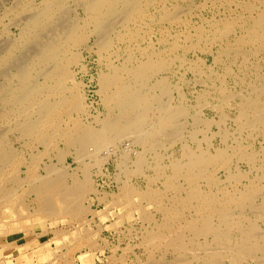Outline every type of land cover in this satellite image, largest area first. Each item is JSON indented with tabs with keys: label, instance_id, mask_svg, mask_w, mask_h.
Returning <instances> with one entry per match:
<instances>
[{
	"label": "bare ground",
	"instance_id": "6f19581e",
	"mask_svg": "<svg viewBox=\"0 0 264 264\" xmlns=\"http://www.w3.org/2000/svg\"><path fill=\"white\" fill-rule=\"evenodd\" d=\"M0 1L3 254L23 255V264H96L101 236L90 223L116 221L117 229L133 219L149 224L142 240L147 258L138 264H264V145L260 151L251 146L264 140V0H223L236 10L200 25L190 16L217 0ZM215 47L209 69L179 53ZM85 51L107 66L99 78L106 113L93 123L80 118L87 98L73 71L85 69ZM178 63L206 84L196 106L186 83L170 76ZM207 108L236 113L227 136L235 147L197 144L215 123ZM180 143L184 155L168 167L169 152ZM111 160L122 182L113 200L93 172L104 175ZM224 169L225 180L216 177ZM141 176L153 184L162 179L163 187L149 183L143 190L133 182ZM97 200L105 210H94ZM115 207L123 213L116 215ZM62 222L81 226L73 234L55 231L59 247L51 249L49 230ZM118 260L123 257L114 253L111 261Z\"/></svg>",
	"mask_w": 264,
	"mask_h": 264
},
{
	"label": "rangeland",
	"instance_id": "374dc122",
	"mask_svg": "<svg viewBox=\"0 0 264 264\" xmlns=\"http://www.w3.org/2000/svg\"><path fill=\"white\" fill-rule=\"evenodd\" d=\"M42 1V0H39ZM213 2H216L213 4ZM12 1L8 3L7 6H10ZM236 4H233L231 6H224L223 0H217V1H210V3L201 9H198L190 16L193 24L200 25L201 23L212 20L213 17H215L219 12L221 14L229 13L232 9L233 11L236 10ZM5 11V5L2 4L0 1V19L2 18V15ZM6 23H10L9 20H6ZM4 24V23H3ZM3 24H1L0 32L3 29ZM12 32L14 35L19 34V29L16 26H11ZM175 29L178 31L184 30L183 26H175ZM149 38V37H148ZM151 38L154 39V41H157L158 35L152 36ZM150 44L149 41H146L143 44V47H146ZM182 54V56L187 57L188 61L191 63L195 62H202L204 66L209 69L214 67L215 63V53H218V47H215V49L212 50H202V49H192L190 51L180 50L179 52ZM116 62V60L114 61ZM83 63L85 65V69L82 67H74L73 71L76 74L77 81L80 84V87L82 91L85 93L87 98V110L85 114H80L81 120H83L86 123H93L95 119L99 116H104L106 113V109L102 103V98L99 93L100 91V75L102 72L107 70V66L105 63L101 61L97 53L90 54L88 51H85V57L83 59ZM222 66L217 67L220 71H222ZM170 76L174 80L175 83H181V81H184L186 94L189 100V103L192 106H196L198 97L206 90V84H204L200 79H198V75L186 68H182L181 65L178 63L173 71L170 73ZM231 81V80H230ZM232 86H234L232 84ZM204 112H206V116L210 119L214 120V125L210 128V132L206 134V126L204 123L201 125V130L203 133L200 134L199 140L197 144H201L202 149L207 150L211 149V144L214 145L215 148H223V149H231L236 146V139L231 137H227L228 133H234L235 130V118L236 113L234 111H228V116L224 115V112H217L211 108H207ZM223 118V119H222ZM209 135V137H214L212 139V142H209V140H206V137ZM226 137V138H225ZM264 145V140L260 139L255 141L254 144H252V149L260 151L261 148ZM213 150V149H212ZM214 151V150H213ZM184 155V149H183V143L178 144L173 150L169 152V155L165 161L166 165L168 167L171 164V160L173 158L175 159H182ZM169 157H172L169 159ZM54 159V160H53ZM53 162L58 163L56 158H53ZM51 161V160H47ZM68 165L70 164L75 169L78 165L76 164V161L74 158L68 157ZM237 165H240V167L244 170H248L250 168L249 164L241 162L238 164L237 161H233V166L237 167ZM167 170L170 173L171 168ZM95 173V180L98 188L104 193L108 194L110 197L109 199L113 200L115 196L120 194L121 189V180L120 177V170H118V167L115 163V160H111L107 167L105 168V174L101 176H97V170L93 171ZM156 176V170H150L149 171V177H155ZM216 177L221 178L222 180H225L226 178V170L220 171ZM133 182L140 187L141 189L145 190L147 189L149 183L153 185L155 188L163 187L164 180H157L155 184L151 182V180L147 179V177L141 176L134 178ZM94 210H105V206L102 204H99V201L97 200V203L94 204ZM116 212V215H119L120 213H123V210L121 207H115L114 211ZM97 222L100 221V219L96 220ZM116 222V221H115ZM110 220L103 221L102 225L101 223L91 222V228L100 231V239L98 245L102 247V250H97V260L96 264H138L139 259L146 260L147 254L145 251V248L142 247V240H143V234L146 229V227H149L148 223H144L140 220H133L128 219L125 223L121 224L117 229L113 228V223ZM81 224H70L66 222H62L60 225L57 224L55 227V231L60 230L62 232H69V233H75L78 227H80ZM102 226V229H99V227ZM132 233V235H131ZM131 236H130V235ZM57 236V234H55ZM52 237V236H49ZM59 237V236H57ZM46 240L52 242L50 243L51 249H57L59 245L56 241H53V238H46ZM107 242V243H106ZM41 244L44 245V241H41ZM11 246V245H9ZM58 246V247H57ZM32 247H35L37 250L42 251V248H38L36 244L32 245ZM128 247H131V250L128 252H125L124 250ZM2 249H0V264H23L22 256H18L17 253H11V254H3ZM36 251V250H35ZM37 252V251H36ZM86 253V252H84ZM116 254V256L121 259L123 257L122 261H116L112 262L111 258L113 254ZM77 257L81 256L80 253L76 254ZM32 262H35L36 264H43V262H38V259L32 260ZM46 263V262H44ZM66 264H70V261H67ZM77 264H85L81 260L77 261Z\"/></svg>",
	"mask_w": 264,
	"mask_h": 264
},
{
	"label": "crops",
	"instance_id": "0c3cea01",
	"mask_svg": "<svg viewBox=\"0 0 264 264\" xmlns=\"http://www.w3.org/2000/svg\"><path fill=\"white\" fill-rule=\"evenodd\" d=\"M35 225H36V224H35ZM40 226L42 227V225H40ZM47 227H49V226H46V228H47ZM52 228H53V227H52ZM33 232H34V230H33ZM54 232H55V228L50 229V230H49V233H50V234L48 235V237H49V236H52V237H50V238H53V234H54ZM32 234H33V233H32ZM30 235H31V234H30ZM30 235H29V236H30ZM26 239H29V237H28V236H26V237L24 236V240H26ZM42 240H43V239H42ZM42 240H41V241H42ZM3 242H4V244H8V245H12V244H13L12 241L4 240Z\"/></svg>",
	"mask_w": 264,
	"mask_h": 264
}]
</instances>
